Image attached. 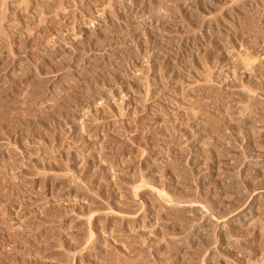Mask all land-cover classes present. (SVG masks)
<instances>
[{"label":"rangeland","instance_id":"rangeland-1","mask_svg":"<svg viewBox=\"0 0 264 264\" xmlns=\"http://www.w3.org/2000/svg\"><path fill=\"white\" fill-rule=\"evenodd\" d=\"M0 264H264V0H0Z\"/></svg>","mask_w":264,"mask_h":264}]
</instances>
